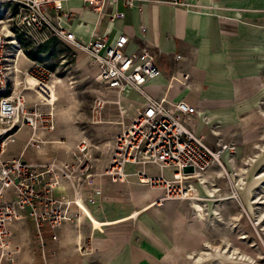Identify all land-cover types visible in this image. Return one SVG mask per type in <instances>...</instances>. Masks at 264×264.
<instances>
[{"label":"crops","instance_id":"0c3cea01","mask_svg":"<svg viewBox=\"0 0 264 264\" xmlns=\"http://www.w3.org/2000/svg\"><path fill=\"white\" fill-rule=\"evenodd\" d=\"M159 1L135 0L127 6L116 0L105 12L97 13L80 0H68L62 9L69 11L71 18L62 19L61 24L81 42L92 33H104L108 40L124 33L125 52L145 44L152 59L158 56L159 72L143 84V91L153 98L182 99L192 105L194 111L184 115V125L202 135L210 147L226 145L219 155L223 168L227 154L233 160L236 146L264 148V0H186L185 7ZM115 12L118 14L111 16ZM76 53V65L93 79L95 71L87 70L93 66L83 52ZM175 54L180 57L175 58ZM17 65L23 69L25 61ZM181 73L187 75L185 85ZM58 83L53 82L56 106L64 99L56 92ZM119 93L121 110H127L129 121L145 97L127 85ZM52 130L38 132L39 143H43L40 157L21 155L22 158L33 162L51 156L60 161L70 158H64L65 149L61 150H67L70 144L54 138L56 132L44 135ZM47 141L56 142V149L45 146ZM17 155L8 154L5 148L2 158ZM104 160L105 155L93 163V181L80 190L84 205L78 203L89 217L83 213L74 216L75 207L70 205L71 220L61 221L55 227L45 223L36 226L20 211L21 217L10 225L7 253L1 256L0 264H178L186 256L188 261L194 234L190 222L192 200L157 202L161 191L145 186L133 175L138 165L124 164V170L130 173L128 178L111 181L98 172ZM143 169L149 174L159 172L152 163H146ZM163 169L167 171L161 173L170 176L172 169ZM217 169L222 172L213 163L190 179L195 196L200 198L193 201H200L202 213L207 210L206 201L215 198L199 195L202 188L196 177L202 175L214 185L212 177L218 176ZM53 193L71 195L63 179ZM10 196L6 191L5 198ZM87 196L90 201L85 200Z\"/></svg>","mask_w":264,"mask_h":264},{"label":"built area","instance_id":"2783aa9c","mask_svg":"<svg viewBox=\"0 0 264 264\" xmlns=\"http://www.w3.org/2000/svg\"><path fill=\"white\" fill-rule=\"evenodd\" d=\"M65 1L68 0H0V258L7 253L10 225L21 217L20 211H24L36 226L45 223L55 227L61 221L71 220L70 205L75 207L74 216L83 213L89 217L88 211L80 209L78 202L84 205L80 190L93 181L95 173L88 154L91 142L84 134L76 139L70 160L47 158L33 162L24 160L19 154L2 158L6 145L15 140L14 134L20 127L29 130L26 145L37 147L40 141L37 133L53 129L58 102L53 93L52 69L39 62H33L25 69L18 67L17 58L24 54L15 35L31 44L56 38L72 50L84 53L89 65L95 68L93 80L101 87L120 90L127 85L144 95L142 105L113 135L100 174L111 181H123L130 174L124 170V164L138 165L132 171L133 175L145 186L161 191L155 199L157 202L200 199L195 196L190 179L213 163L226 174L219 159L226 145L210 147L202 135L193 133L182 123V116L192 113L194 107L182 99L153 98L143 91V84L159 72L146 45L125 52L127 36L124 33H118L110 40L104 33H92L85 42L78 41L61 24L62 19L71 18L70 12L62 9ZM80 1L91 10L103 13L116 0ZM121 1L129 6L135 0ZM159 2L187 5L186 0ZM25 77L31 82L25 83ZM181 82L186 84V73H181ZM25 90L33 93V101L27 100ZM100 102L96 99V106L99 107ZM146 163L154 164L158 170L170 167V176L160 171L147 173L143 169ZM60 179L70 189V197L53 193ZM6 191L11 194L9 199L5 198ZM85 200L90 201L91 197L87 196ZM51 238H54L53 234Z\"/></svg>","mask_w":264,"mask_h":264},{"label":"rangeland","instance_id":"374dc122","mask_svg":"<svg viewBox=\"0 0 264 264\" xmlns=\"http://www.w3.org/2000/svg\"><path fill=\"white\" fill-rule=\"evenodd\" d=\"M15 40L24 54L17 58L18 63L25 61L21 68L39 62L52 69V78L61 79L55 88L64 99L62 102L60 100L54 111L52 132L44 135L50 136L56 132L54 138L63 141V144H70L67 150L61 148L65 149L64 158L71 157L74 151L75 135H86L91 142L88 154L93 167L95 161L107 154L113 135L128 121L127 110L123 113L120 107V90L105 89L93 81L76 65V51L56 38L38 43L39 48L19 35H15ZM26 51H36L38 59H30ZM156 58L158 56H153L158 67ZM87 70L91 72L95 68L88 67ZM26 79L28 83L31 82L30 78ZM24 92L27 100L35 99L30 90ZM50 99H53L52 95ZM96 99L101 100L99 107L96 106ZM183 117L182 123L185 124ZM28 133L25 127H20L14 134V142L8 143L6 152L25 158L40 157V145L43 143H39L38 147L26 145ZM45 136L43 138H47ZM44 145L56 149V142L47 141ZM233 152L234 163L230 154L225 157L227 163L224 162L223 166L226 174L215 170V175L219 177H212L214 185L206 178L207 188H214L215 191L209 194L200 185V196L215 198L206 201L207 210L202 213L198 204L200 201L190 203L193 209L190 220L193 223L191 231L194 230L193 242L188 261L186 256L178 264H264V148L236 146ZM163 168L160 167L159 171L166 172ZM178 218L183 219L180 214ZM178 236L180 242V229Z\"/></svg>","mask_w":264,"mask_h":264},{"label":"bare ground","instance_id":"6f19581e","mask_svg":"<svg viewBox=\"0 0 264 264\" xmlns=\"http://www.w3.org/2000/svg\"><path fill=\"white\" fill-rule=\"evenodd\" d=\"M24 81H25V83H28V81H27V79H26V77L24 78ZM53 82L54 83H58L59 82V79L57 78V77H54L53 78ZM54 86H55V84H54ZM118 101V103L120 104V99L119 100H117ZM197 182L206 190V192L207 193H211L212 191H213V189H208L207 188V185L205 184V182H207V179L205 178V177H203L202 175H199L198 176V180H197Z\"/></svg>","mask_w":264,"mask_h":264},{"label":"trees","instance_id":"16d2710c","mask_svg":"<svg viewBox=\"0 0 264 264\" xmlns=\"http://www.w3.org/2000/svg\"><path fill=\"white\" fill-rule=\"evenodd\" d=\"M36 47L37 48H39L40 47V45H36ZM36 50H38V49H36ZM36 52V51H35ZM35 52H30V51H26V53H27V56L30 58V59H38V57H37V53H35Z\"/></svg>","mask_w":264,"mask_h":264}]
</instances>
